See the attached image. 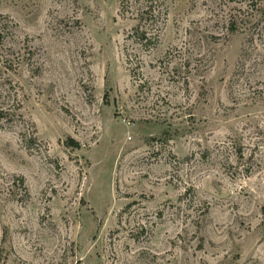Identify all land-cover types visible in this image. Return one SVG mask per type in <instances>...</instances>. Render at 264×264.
<instances>
[{
	"label": "rangeland",
	"instance_id": "374dc122",
	"mask_svg": "<svg viewBox=\"0 0 264 264\" xmlns=\"http://www.w3.org/2000/svg\"><path fill=\"white\" fill-rule=\"evenodd\" d=\"M157 3L0 0V264H264V0Z\"/></svg>",
	"mask_w": 264,
	"mask_h": 264
},
{
	"label": "trees",
	"instance_id": "16d2710c",
	"mask_svg": "<svg viewBox=\"0 0 264 264\" xmlns=\"http://www.w3.org/2000/svg\"><path fill=\"white\" fill-rule=\"evenodd\" d=\"M128 1L131 6H134L135 20L138 22L137 29L141 30L137 35L139 41L150 43L149 38L146 36V32L141 29V25L152 24L153 26H157L164 16L162 8H159L157 0H123V2L127 4L129 3Z\"/></svg>",
	"mask_w": 264,
	"mask_h": 264
}]
</instances>
